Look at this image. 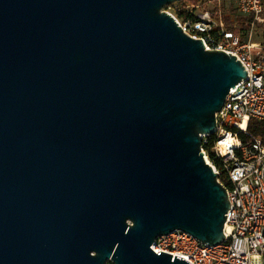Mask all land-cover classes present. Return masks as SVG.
I'll return each mask as SVG.
<instances>
[{"label":"water","instance_id":"1","mask_svg":"<svg viewBox=\"0 0 264 264\" xmlns=\"http://www.w3.org/2000/svg\"><path fill=\"white\" fill-rule=\"evenodd\" d=\"M176 1L0 0V264H190L150 244L223 241L201 135L246 70Z\"/></svg>","mask_w":264,"mask_h":264},{"label":"built area","instance_id":"2","mask_svg":"<svg viewBox=\"0 0 264 264\" xmlns=\"http://www.w3.org/2000/svg\"><path fill=\"white\" fill-rule=\"evenodd\" d=\"M183 3L177 11L190 14L185 18L169 13L182 31L201 39L205 49L223 50L234 55L246 70V77L230 88L222 107L215 113L213 135H201V150L217 174L230 203L223 232L224 239L207 245L189 233L175 229L160 235L150 244L159 251L184 258L190 264H264V41L242 40L239 32L229 28L222 5L226 0ZM233 17L260 19L264 0H233ZM253 22L249 23L252 26ZM213 137L211 151L216 163L208 158L203 145ZM106 264H113L107 261Z\"/></svg>","mask_w":264,"mask_h":264},{"label":"rangeland","instance_id":"3","mask_svg":"<svg viewBox=\"0 0 264 264\" xmlns=\"http://www.w3.org/2000/svg\"><path fill=\"white\" fill-rule=\"evenodd\" d=\"M183 3H194V0H180L173 3H170L169 5L165 6L163 8L164 11H168L173 13L177 17V12L175 13V9L179 8L181 4ZM208 8H212L214 5L213 0L210 3H206ZM222 12L224 15V19L226 21V24L229 28L233 29L234 31H237L242 36L243 41L248 40V36H246L247 33L251 30V36L249 37L250 41L252 42H258L262 43L264 41V8L262 13L260 14V19L258 20H251L243 17H233L234 13V3L233 0H226L225 3L222 5ZM253 22L252 26L249 25V23ZM242 26H247L248 30L244 31L242 30Z\"/></svg>","mask_w":264,"mask_h":264},{"label":"trees","instance_id":"4","mask_svg":"<svg viewBox=\"0 0 264 264\" xmlns=\"http://www.w3.org/2000/svg\"><path fill=\"white\" fill-rule=\"evenodd\" d=\"M176 14H177V17L179 18H185L186 16H190V14H186L181 11H177ZM243 18H246V17H243ZM242 30L247 31L248 30L247 26H242ZM251 130L255 133H262L264 132V127L262 125H256V129H251ZM213 140H214L213 137H211L209 141L207 142V144L203 145V148L206 150L208 154V158L216 163L217 161L215 160L214 155L211 151V147L213 146Z\"/></svg>","mask_w":264,"mask_h":264}]
</instances>
